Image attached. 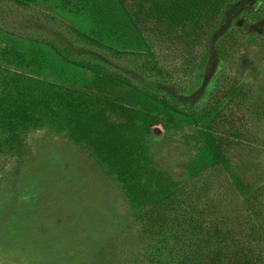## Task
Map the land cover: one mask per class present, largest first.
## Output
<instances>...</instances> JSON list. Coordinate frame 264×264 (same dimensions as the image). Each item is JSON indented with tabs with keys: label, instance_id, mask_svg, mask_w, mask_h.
<instances>
[{
	"label": "rangeland",
	"instance_id": "obj_1",
	"mask_svg": "<svg viewBox=\"0 0 264 264\" xmlns=\"http://www.w3.org/2000/svg\"><path fill=\"white\" fill-rule=\"evenodd\" d=\"M185 1L0 0V264H264V0Z\"/></svg>",
	"mask_w": 264,
	"mask_h": 264
},
{
	"label": "trees",
	"instance_id": "obj_2",
	"mask_svg": "<svg viewBox=\"0 0 264 264\" xmlns=\"http://www.w3.org/2000/svg\"><path fill=\"white\" fill-rule=\"evenodd\" d=\"M207 0H186L184 2V6H180V3L175 5H171L172 7L170 8L171 13L169 14V17L172 18L173 25L174 24H179L182 25L184 23L188 22H193L196 20L195 18L198 17V14L200 13L201 9L204 7L206 4ZM219 0H217V3L212 4V8L217 10V4ZM209 4V3H208ZM211 6V4H210ZM230 86L225 88L224 93H231ZM264 105V102L261 103ZM175 110H180L179 108L172 106ZM261 108V107H260ZM261 113L264 114V108H261ZM22 112L19 111L17 115H21ZM102 138V137H101ZM99 136L95 138V144L98 146L100 149V145L98 141L100 142L101 139ZM102 140V139H101ZM92 142V141H91ZM96 148V147H95ZM261 151H264V143L261 147ZM246 183H242V186L244 187ZM173 199L171 196H164L162 200L165 201L166 205L171 207L172 204L170 201ZM247 199V197H246ZM177 201V200H176ZM174 201V206H177L178 204ZM176 240L174 243H171L169 245L167 242L163 243L162 247H156L154 252H152L153 258L155 260V264H160L162 261V258L164 256H168L169 258H172L173 263L172 264H221L220 260L230 257L232 255V252L230 253L229 251L220 248L221 243L218 241V239H214L212 237H207L209 240L206 242L201 239V240H192L190 242L184 241L183 237L176 235ZM176 243V245H175ZM187 244H194V250H191L192 248L186 246ZM228 259V258H227ZM228 261H230L228 259ZM164 264V263H163ZM230 264H232L230 262ZM235 264V263H233ZM239 264H254L249 257L248 254H243V256L239 257Z\"/></svg>",
	"mask_w": 264,
	"mask_h": 264
}]
</instances>
